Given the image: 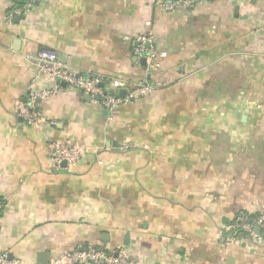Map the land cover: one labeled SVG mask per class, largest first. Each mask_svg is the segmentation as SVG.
Returning <instances> with one entry per match:
<instances>
[{"label":"crops","instance_id":"crops-1","mask_svg":"<svg viewBox=\"0 0 264 264\" xmlns=\"http://www.w3.org/2000/svg\"><path fill=\"white\" fill-rule=\"evenodd\" d=\"M0 0V256L55 264L88 246L136 264H264L262 242L227 228L264 210V0ZM17 4L23 14L11 21ZM152 34L157 63L134 56ZM106 79L118 95L155 89L115 113L81 90L39 102L57 126L18 107L58 82L35 58ZM51 143L82 155L64 167Z\"/></svg>","mask_w":264,"mask_h":264},{"label":"built area","instance_id":"built-area-1","mask_svg":"<svg viewBox=\"0 0 264 264\" xmlns=\"http://www.w3.org/2000/svg\"><path fill=\"white\" fill-rule=\"evenodd\" d=\"M36 2L38 0H31ZM197 0H169L165 2L168 11H175L180 7H191ZM23 8L17 4L9 14L8 19L13 20L15 16H21ZM156 41L152 34H142L137 38L134 56L138 62L146 60V64L155 65L157 63ZM41 71L47 77L58 82L55 89L36 91L34 86H30L29 93L24 102L18 107V117L23 120L27 126L40 125L45 128H52L58 125V122L45 116L39 108L41 100H47L63 90V84L66 87L81 90L86 95L95 98L111 114L125 103L134 99H140L149 95L155 89L151 84H138L132 92L124 98L118 95L106 92L102 84L106 79L100 75L82 74L76 72L61 62L60 55L48 49H42L35 58ZM52 161L56 168H61L64 163L71 164L78 160L82 155L81 150L70 143H51ZM4 202L0 200V209ZM264 230V210L256 216H249L247 213H240L233 224L227 228L230 237L229 244L247 243L249 241L262 242V236L256 229ZM8 257L0 256V264H7ZM55 264H136L131 261L125 251L110 252L104 248L88 246L83 249L74 250L56 261Z\"/></svg>","mask_w":264,"mask_h":264},{"label":"water","instance_id":"water-1","mask_svg":"<svg viewBox=\"0 0 264 264\" xmlns=\"http://www.w3.org/2000/svg\"><path fill=\"white\" fill-rule=\"evenodd\" d=\"M141 63H142L143 66H146V60H145V59H142V60H141ZM63 85L65 86V84H63ZM101 86L104 87V84H102ZM88 96H89V95H88ZM125 96H126V91H122V92L120 93V97H121V98H124ZM89 98H92V97L89 96ZM107 114H109V112H107ZM65 165H66V163H64V164L62 165V167H64ZM256 231H257V233H259V232H260V229L257 228Z\"/></svg>","mask_w":264,"mask_h":264},{"label":"trees","instance_id":"trees-1","mask_svg":"<svg viewBox=\"0 0 264 264\" xmlns=\"http://www.w3.org/2000/svg\"><path fill=\"white\" fill-rule=\"evenodd\" d=\"M23 2H24V1L21 0V2H19V3H23Z\"/></svg>","mask_w":264,"mask_h":264}]
</instances>
